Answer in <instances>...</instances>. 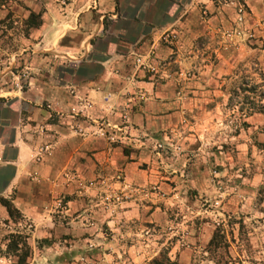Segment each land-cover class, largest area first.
I'll return each mask as SVG.
<instances>
[{
    "label": "crops",
    "instance_id": "1",
    "mask_svg": "<svg viewBox=\"0 0 264 264\" xmlns=\"http://www.w3.org/2000/svg\"><path fill=\"white\" fill-rule=\"evenodd\" d=\"M2 1L0 199L23 220H10L0 204V264H14L5 235L23 232L27 264H141L140 229L130 224L167 223L170 196L215 190L200 161L212 154L200 157L196 134L216 128L229 99L223 87L238 56L220 51L217 33L234 21L233 9L224 0ZM244 2L252 21L264 19L261 0ZM31 13L40 15L37 28L26 23ZM171 33L176 39L163 41ZM137 56L148 69H134ZM192 70L191 79L176 77ZM246 113V130L257 128L263 114ZM180 132L185 153L166 147L159 161L157 145ZM220 154L213 164L231 165ZM118 173L122 192L154 185L168 198L123 199L104 212L100 191L85 186Z\"/></svg>",
    "mask_w": 264,
    "mask_h": 264
},
{
    "label": "rangeland",
    "instance_id": "2",
    "mask_svg": "<svg viewBox=\"0 0 264 264\" xmlns=\"http://www.w3.org/2000/svg\"><path fill=\"white\" fill-rule=\"evenodd\" d=\"M10 1L3 0L1 4L7 6L11 4ZM261 2L264 4V0ZM224 3L233 9L235 19L220 26L218 43L220 51H236L238 61L232 69V81L227 80L223 87L229 99L224 103L222 119L217 122L216 128L196 134L200 142L196 152L205 158L206 154H212L207 157L212 162L205 164L203 158L200 161L210 173L215 190L207 195L189 191L184 198L170 196L173 205H169L167 210V223L140 228L138 223L132 222L131 228L134 231L140 229L138 233L141 234L138 239L131 234L125 240L134 242L136 239L144 244L143 248L142 244L138 245L146 252L141 264H148L167 249L169 258L175 264H214L211 258L220 260L221 264H264V116L257 128L246 130L247 127L242 125L243 118L240 119L238 113L239 109L246 113L251 107L254 93L247 91L251 83L257 81L264 84V19L252 21L244 0H224ZM196 75V71L192 70L179 72L176 77L183 81ZM103 136L113 140L112 133L106 132ZM183 137L184 134L180 132L170 138L169 143L157 145V159L163 160V154L169 150L166 147L170 148L169 155L176 157L184 154ZM219 152L223 160L224 157H232L231 165L213 164V154ZM174 170L181 173L178 169ZM122 181V174L118 173L109 180H94L85 188L100 191L101 209L110 214H114L123 199L153 198L163 204L168 198L154 185L137 190L127 186L122 192V189L114 187ZM125 191H128L127 196H124ZM216 228L224 236L227 247L216 255H210L207 244Z\"/></svg>",
    "mask_w": 264,
    "mask_h": 264
},
{
    "label": "trees",
    "instance_id": "3",
    "mask_svg": "<svg viewBox=\"0 0 264 264\" xmlns=\"http://www.w3.org/2000/svg\"><path fill=\"white\" fill-rule=\"evenodd\" d=\"M27 24L31 28H37L41 24L40 15L31 13L27 20ZM240 86L242 85L240 84ZM262 86V83H253L247 91L254 93V99L250 103L251 113H261L264 116V104L262 103V100L264 99V90L262 89ZM238 113L240 114V119L247 117V113H243L241 109L238 110ZM242 125L246 126V123L242 122ZM0 204L5 207L10 220L15 223H19L23 220L20 212L9 200L0 199ZM28 238L29 236L24 232L5 235L4 239L6 241V247L4 255L13 257L14 264H27L32 251L31 246L28 243ZM44 242L45 241H42V243ZM226 247L227 244L224 242V236L221 234L219 228H216L207 244L208 254L216 255L219 250H224ZM210 260H212L214 264H221L220 260H213V258ZM148 264H175V262L171 261L169 258V250L167 249L161 252L157 257L152 258Z\"/></svg>",
    "mask_w": 264,
    "mask_h": 264
},
{
    "label": "built area",
    "instance_id": "4",
    "mask_svg": "<svg viewBox=\"0 0 264 264\" xmlns=\"http://www.w3.org/2000/svg\"><path fill=\"white\" fill-rule=\"evenodd\" d=\"M239 12L241 13L242 12V9L240 8L239 9ZM163 41H173L176 39V35L175 34H165L163 37H162ZM134 69H137V70H146L148 69V66L146 65V62L144 60V57L142 56H137L134 60ZM26 78V74H22L21 75V80L22 79H25ZM27 79V78H26ZM18 81L16 83H14V87L17 88V89H21L23 86H22V82ZM85 107H90L89 104H85ZM103 133L104 132H101L100 135L103 136Z\"/></svg>",
    "mask_w": 264,
    "mask_h": 264
}]
</instances>
